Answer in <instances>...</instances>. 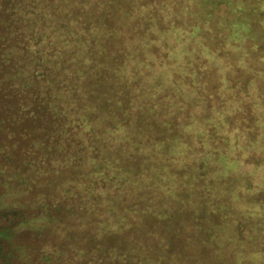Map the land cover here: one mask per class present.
<instances>
[{
    "label": "clouds",
    "instance_id": "obj_1",
    "mask_svg": "<svg viewBox=\"0 0 264 264\" xmlns=\"http://www.w3.org/2000/svg\"><path fill=\"white\" fill-rule=\"evenodd\" d=\"M9 264H264V0H0Z\"/></svg>",
    "mask_w": 264,
    "mask_h": 264
},
{
    "label": "rangeland",
    "instance_id": "obj_2",
    "mask_svg": "<svg viewBox=\"0 0 264 264\" xmlns=\"http://www.w3.org/2000/svg\"><path fill=\"white\" fill-rule=\"evenodd\" d=\"M0 264H7V232L0 231Z\"/></svg>",
    "mask_w": 264,
    "mask_h": 264
},
{
    "label": "trees",
    "instance_id": "obj_3",
    "mask_svg": "<svg viewBox=\"0 0 264 264\" xmlns=\"http://www.w3.org/2000/svg\"><path fill=\"white\" fill-rule=\"evenodd\" d=\"M11 234L7 232V264H9L10 257L8 255V248H9V240H10Z\"/></svg>",
    "mask_w": 264,
    "mask_h": 264
}]
</instances>
